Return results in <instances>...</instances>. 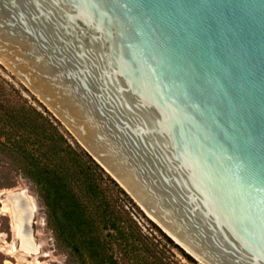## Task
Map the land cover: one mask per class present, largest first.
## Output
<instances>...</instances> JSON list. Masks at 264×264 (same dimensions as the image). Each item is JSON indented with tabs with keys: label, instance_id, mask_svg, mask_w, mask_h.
Here are the masks:
<instances>
[{
	"label": "water",
	"instance_id": "obj_1",
	"mask_svg": "<svg viewBox=\"0 0 264 264\" xmlns=\"http://www.w3.org/2000/svg\"><path fill=\"white\" fill-rule=\"evenodd\" d=\"M0 61L194 254L264 264V0H0Z\"/></svg>",
	"mask_w": 264,
	"mask_h": 264
},
{
	"label": "trees",
	"instance_id": "obj_2",
	"mask_svg": "<svg viewBox=\"0 0 264 264\" xmlns=\"http://www.w3.org/2000/svg\"><path fill=\"white\" fill-rule=\"evenodd\" d=\"M1 70L0 64V152L35 184L48 223L62 243L89 250V258H96L97 264H120L109 251L113 244L125 257L135 255L143 263L151 259V264H159V249L145 247L148 237L134 218L133 198L46 107L26 98ZM155 227L184 257L198 264Z\"/></svg>",
	"mask_w": 264,
	"mask_h": 264
},
{
	"label": "rangeland",
	"instance_id": "obj_3",
	"mask_svg": "<svg viewBox=\"0 0 264 264\" xmlns=\"http://www.w3.org/2000/svg\"><path fill=\"white\" fill-rule=\"evenodd\" d=\"M0 64L4 68L1 73L14 82L26 98L37 106L39 103L42 104L54 116L53 111L20 78L1 61ZM22 86L27 91H24ZM58 120L62 123L60 119ZM62 125L66 128L64 124ZM71 135L77 141L72 133ZM134 202L137 205L132 208L134 218L143 235L148 237L145 247L150 251L155 246L159 249V264H166V262L193 264L161 235L155 225L163 233L168 234L135 200ZM23 207L27 212L25 215H23L24 209H21ZM19 210H22V216H19ZM47 214L46 205L32 180L25 176L10 157L0 152V264H97L96 258H89V250L85 248L74 250L64 245L48 223ZM106 234L107 232L104 231L102 236ZM173 241L178 244L175 240ZM113 245L109 247V251L113 252L120 264H151V259L143 263L135 255L125 257L119 247ZM181 248L189 254L183 247ZM80 254L84 255L85 261ZM196 261L201 264L198 260Z\"/></svg>",
	"mask_w": 264,
	"mask_h": 264
},
{
	"label": "bare ground",
	"instance_id": "obj_4",
	"mask_svg": "<svg viewBox=\"0 0 264 264\" xmlns=\"http://www.w3.org/2000/svg\"><path fill=\"white\" fill-rule=\"evenodd\" d=\"M147 214L150 216V218L155 221L160 227H162V229H164V231L166 233H168V235H170L179 245H181L189 254H191L195 259H197L200 263L202 264H208L206 263L204 260H202L199 256H197L196 254H194V252H192L184 243H182L175 235H173V233H171V231H169L167 229V227H165L156 217H154L153 215H151L148 211H146Z\"/></svg>",
	"mask_w": 264,
	"mask_h": 264
},
{
	"label": "flooded vegetation",
	"instance_id": "obj_5",
	"mask_svg": "<svg viewBox=\"0 0 264 264\" xmlns=\"http://www.w3.org/2000/svg\"><path fill=\"white\" fill-rule=\"evenodd\" d=\"M22 210L24 209L23 215H25L27 212L25 210V207L21 208ZM22 210H19V216H22ZM22 219V218H20Z\"/></svg>",
	"mask_w": 264,
	"mask_h": 264
}]
</instances>
